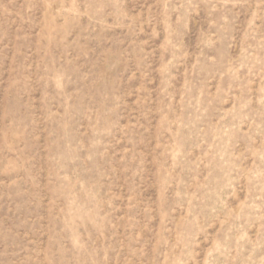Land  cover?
<instances>
[{"label":"rangeland","instance_id":"rangeland-1","mask_svg":"<svg viewBox=\"0 0 264 264\" xmlns=\"http://www.w3.org/2000/svg\"><path fill=\"white\" fill-rule=\"evenodd\" d=\"M0 264H264V0H0Z\"/></svg>","mask_w":264,"mask_h":264}]
</instances>
